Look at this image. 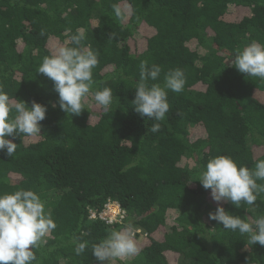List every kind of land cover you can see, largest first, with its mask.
<instances>
[{
  "label": "trees",
  "instance_id": "16d2710c",
  "mask_svg": "<svg viewBox=\"0 0 264 264\" xmlns=\"http://www.w3.org/2000/svg\"><path fill=\"white\" fill-rule=\"evenodd\" d=\"M232 8L247 13L230 21ZM78 30L98 53L91 92L112 90L107 111L89 94L79 115L65 113L53 82L36 72L55 51L51 44L75 46L69 37ZM253 40L264 44V0H0V89L13 102L47 106L39 134L17 136L12 157L0 151V194L33 190L57 225L32 264H108L92 245L129 226L146 235L136 242L141 252L113 264H264V246L209 219L217 203L197 180L210 157L249 168L264 159V80L232 66ZM142 61L162 67L150 84L163 85L174 68L186 77L182 92H168L169 111L155 133L157 122L132 104ZM108 200L126 212L123 224L89 220ZM257 204L222 202L250 222L264 215ZM76 238L88 242L81 255Z\"/></svg>",
  "mask_w": 264,
  "mask_h": 264
},
{
  "label": "clouds",
  "instance_id": "9594fccd",
  "mask_svg": "<svg viewBox=\"0 0 264 264\" xmlns=\"http://www.w3.org/2000/svg\"><path fill=\"white\" fill-rule=\"evenodd\" d=\"M113 11L117 19L124 18L125 13L119 5H113ZM85 39V34L78 30L69 37L70 43L75 46H57L36 69L53 82L59 108L71 115H79L85 110L83 101L89 94L105 111L113 100L109 87L91 92L94 83L92 71L98 64V53L83 44ZM232 66L247 77L264 80V44L253 40L242 50H237ZM161 72L160 65L149 67L147 61H142L132 100L136 113L157 122L151 125L153 133L160 130L158 122L164 120L169 111L168 92L180 93L186 83L184 71L174 68L164 73L163 85L150 84V81L158 80ZM46 111L47 106L35 101L31 107L22 100L13 102L0 89V151L6 150V155L12 157L17 149L14 143L17 136L39 134L40 122L45 119ZM197 180L205 190L210 189L211 198L217 203L215 211L208 214L210 220L222 224L224 230L246 235L251 245L258 243L264 246V215L250 222L222 206L224 202L231 203L237 209L245 205L258 208V200L264 203V183H258L264 181V159L249 168L238 165L230 156L210 157ZM56 227L51 213L45 210V203L33 190L21 188L0 194V264H32L36 260L34 249L46 242V237ZM139 231L133 232L130 226L121 230L111 229L103 239L92 245V254L98 261H107L108 264L137 256L141 249L134 236ZM74 243L76 255L84 253L88 246L87 241L79 238Z\"/></svg>",
  "mask_w": 264,
  "mask_h": 264
},
{
  "label": "built area",
  "instance_id": "2783aa9c",
  "mask_svg": "<svg viewBox=\"0 0 264 264\" xmlns=\"http://www.w3.org/2000/svg\"><path fill=\"white\" fill-rule=\"evenodd\" d=\"M89 214L90 221H100L107 226L123 224L126 219V212L123 210L122 206L118 202L111 200L105 204L101 212L91 210ZM109 221L111 222L109 223Z\"/></svg>",
  "mask_w": 264,
  "mask_h": 264
},
{
  "label": "rangeland",
  "instance_id": "374dc122",
  "mask_svg": "<svg viewBox=\"0 0 264 264\" xmlns=\"http://www.w3.org/2000/svg\"><path fill=\"white\" fill-rule=\"evenodd\" d=\"M229 13H230V14H229V16H228L227 19L230 20V21H236V20H238V19H241V18H242L247 12H246V11H243V10L235 11V9L232 8L231 11H230ZM55 43H56V42L54 41V42L51 44V48H52V49H54V48L57 47V43H56V44H55ZM140 47H141V48H144V47H145L143 41L140 42ZM192 47H193L194 49L197 48V47H196V44H193ZM200 51H201V54L206 53V51H205L204 49H201V48H200ZM189 167H190L191 170H192L193 167H194V165L192 164L191 161H190V163H189ZM174 216H175V212L172 213V217H174ZM138 231H139V230H138ZM139 232H140V233H138L139 238H137L138 241H136V242H137V243H138V242H139V243H142L143 240H144V238H145V233H144L143 231H141V230H140ZM110 264H113V262H111ZM179 264H184L183 259L179 262Z\"/></svg>",
  "mask_w": 264,
  "mask_h": 264
}]
</instances>
